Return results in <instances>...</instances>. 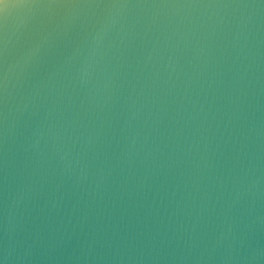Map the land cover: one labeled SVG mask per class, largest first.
Here are the masks:
<instances>
[{
  "label": "clouds",
  "instance_id": "9594fccd",
  "mask_svg": "<svg viewBox=\"0 0 264 264\" xmlns=\"http://www.w3.org/2000/svg\"><path fill=\"white\" fill-rule=\"evenodd\" d=\"M262 44L264 0H0V264H264Z\"/></svg>",
  "mask_w": 264,
  "mask_h": 264
},
{
  "label": "water",
  "instance_id": "95a60500",
  "mask_svg": "<svg viewBox=\"0 0 264 264\" xmlns=\"http://www.w3.org/2000/svg\"><path fill=\"white\" fill-rule=\"evenodd\" d=\"M147 3H156V4H174V3H185V2H192V0H144ZM164 11L161 10L163 14ZM262 50H264V44L261 45ZM262 86H264V79H262ZM2 199V197H0ZM44 264H48V262H44ZM53 264H65V262H53Z\"/></svg>",
  "mask_w": 264,
  "mask_h": 264
}]
</instances>
